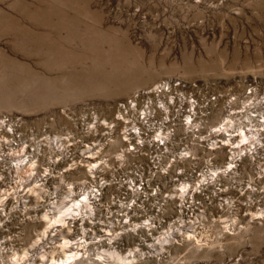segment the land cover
<instances>
[{
  "label": "rangeland",
  "instance_id": "rangeland-1",
  "mask_svg": "<svg viewBox=\"0 0 264 264\" xmlns=\"http://www.w3.org/2000/svg\"><path fill=\"white\" fill-rule=\"evenodd\" d=\"M160 83L170 84L172 92L180 89L185 103L196 99L199 116H204L200 122L204 141L209 131L220 134L230 99L232 124L242 121L236 118L241 107L262 102L264 94V0H0V213L2 209L11 211L10 220L0 219V264H24L25 253L34 255L41 246L49 250L57 244L61 239L58 234L39 240L44 227L29 217L36 212H55L70 190L81 199L90 189V178L102 179L110 187L102 191L101 205L94 215V221L102 223L93 230L89 227L91 233L97 230V235L101 234V224L107 225L106 212L120 209L116 208L119 203L114 204L117 200L124 206L134 200V215L140 216L139 197L123 199L124 188L133 182L134 175L131 163L116 164L122 146L115 140L122 127L114 117L119 103ZM212 97L218 98L214 104ZM160 117L158 112L155 118ZM110 123L113 129H109ZM255 125L251 123V127ZM246 137L249 139L242 140L245 147L239 149L236 144L234 150L251 156L246 152L249 146L257 145V137ZM12 138L13 145H9ZM260 138L264 140V132ZM261 150L264 153V148ZM33 155L27 171L11 176L9 166L23 164ZM84 155L89 163L83 162ZM219 155L214 161L217 167L226 160L224 154ZM199 156L201 159L190 166L183 163L185 170L200 174L191 180L190 195L177 182L163 185L160 181L154 197L146 202L148 207L145 205L153 211L152 218L159 220L152 239L160 234L163 239L170 231L169 224L176 230L179 220H185L187 230L174 237L179 245L157 243L159 247L149 248L151 252L142 259L108 264H264V157L252 159L249 175L237 171L230 176L236 177L234 188L224 187L225 192L219 194V201L234 203L237 214L231 216L217 206L212 189L221 169L210 172L202 153ZM245 161L240 166L245 167ZM139 163L148 177L150 169L144 167V160ZM95 166L97 170H92L96 173H90ZM180 170L171 168L169 176L179 180L176 173ZM45 175L49 176L45 186L38 193L31 192L29 187H38L37 180ZM230 177L219 175L217 179L230 186ZM201 183L207 185L196 189ZM249 188L257 193L249 194ZM182 192L198 203L205 193L208 204L195 207L198 216L191 214L186 219L177 214ZM208 196H212L211 201ZM17 199L26 203L25 208L23 204L17 207ZM161 199L168 201V206L157 210L156 205L165 204ZM247 199L260 205L245 209ZM153 209L163 215L156 217ZM134 215L129 214L131 218ZM139 221L149 224L146 217ZM127 227L130 229L129 223ZM121 241L119 253L123 256L127 249L138 247L137 241L131 244L126 237ZM198 243L207 247L208 255L204 250L194 251ZM88 249L83 259H90L79 264H105L95 260V247ZM56 255H61V250Z\"/></svg>",
  "mask_w": 264,
  "mask_h": 264
},
{
  "label": "built area",
  "instance_id": "built-area-1",
  "mask_svg": "<svg viewBox=\"0 0 264 264\" xmlns=\"http://www.w3.org/2000/svg\"><path fill=\"white\" fill-rule=\"evenodd\" d=\"M173 87L176 86L174 85ZM171 89L172 86L170 84L160 83L154 88L142 92V95L138 94V96H134L127 101H123L117 106V112L116 116L114 117V122L120 124L122 127V133L117 137L120 140L122 151L117 157L116 164L122 166L129 165V163H131L134 179L132 180L133 182H131L130 185H133L134 183L135 185H137V189L140 190L142 183L144 184V182L148 181L149 179L151 180V187H153L154 181L156 182L158 179H161V181L165 183L164 180L166 179V176H169L168 173L170 169L173 168L175 170L176 168H174V166L177 165L178 168H182V170L176 173V175H178V177L180 178L179 180H174L170 175L167 178V180L169 181V178L171 177V181L168 184H171V182L172 184L177 182L176 184L182 185L181 181H183V179L187 180L186 182L188 183V185L186 188H183L185 189L184 192L187 193V191L190 189L189 186L191 184V180L199 177L200 174L198 172H194V170H185L183 168V165L185 164L183 163L188 162V165L195 163L197 160L201 159L199 156L200 153H202V157L204 156L207 170L210 171V169H212L213 167H215L216 169H221L215 176V182L218 181L217 177H219V175L220 177L232 176L233 173L229 174V176H227L226 174L229 171H232L233 168H239L242 162L246 159H250V161H253L252 159H254L255 161L263 159L262 157H264V153H262L261 148H264V145H262L264 140L261 139L260 136L262 135V132H264V94L260 98L262 102L259 101L258 103H254L251 106L243 105L241 107L242 110L240 114L236 115V118H239L242 121H237V123L235 124H232L234 121L233 115H231L230 112V105L232 103V100L230 99V101H228L227 118H224L219 126L221 128L219 132L220 134L216 135L214 132L209 131V137L205 136L204 141V135L200 134V122L204 116H199L196 99H191L190 101L185 103L186 97L184 93L178 88H176L174 92H172ZM141 97H143L142 100ZM210 100L212 101L211 104H214L215 102H217L218 98L216 99L215 97H212L210 98ZM208 101L209 99L206 100V102ZM138 102H140V105H138ZM158 112H160L161 114V117L159 119L155 118ZM146 113H149L148 115L150 116V128L144 127L140 120V116L142 119L144 117L143 114ZM210 115L209 117H211ZM137 116L139 117V120H136ZM252 122L257 123V125L255 126H258L259 128L253 129L255 126L251 127ZM138 123H141V125H138ZM247 127H249V129H247ZM113 128V124L110 123L109 129ZM248 135L257 137L255 142L257 145L253 146L254 148H252V146H249L250 149H247L246 154L251 156H244L243 151L240 153H237L235 151L237 149H235V145L239 144V149H243V147H245V143L242 144V140L249 139V137H246ZM259 139L261 141H259ZM153 144H155L156 149L150 148L153 146ZM137 147H140V151H138ZM257 149L260 151H255ZM257 152H259V154L261 153L262 155L257 154ZM253 153L257 154L256 158L252 157ZM219 154H224L226 160L223 165L217 167L214 161H216L217 157H219ZM87 157L88 155L83 156V162L89 163L87 161ZM152 158L159 159L156 160L155 164H153ZM139 160H144V167L150 169L151 172L148 177L144 176V169L141 165H139ZM72 164L74 165V163ZM98 164L99 163H96L95 165ZM96 168L97 166L91 168L90 173H96V171L92 170ZM134 168L139 169L140 173L135 172ZM100 171L101 169L97 171L98 175L101 174ZM184 172H187L188 176H181V174H184ZM46 176L47 175L41 176L40 179H45ZM136 176L138 177L136 178ZM138 178L143 179L140 185L137 184ZM212 178L213 177L211 176V181H213ZM235 179L236 177H234L233 181ZM113 180L110 181L111 184ZM120 181L117 183V185H120ZM201 184L197 188H201ZM99 185H102V187H99ZM130 185L129 187H127V189L131 188ZM193 186H195V184ZM88 187L90 188L89 191L82 193L83 196L89 194V192H92V196H94L95 193L97 196H100L99 203L101 205V196L103 194L102 191L110 188L109 184L105 181H102V179L90 178V184L88 185ZM97 187L100 189L99 192H96ZM145 189L148 190L147 192H145L146 194L154 196L155 192H152L150 186L145 187ZM125 190L126 189H124V191ZM126 197L127 195H125L123 199H125ZM130 197L134 198L136 196L132 195ZM192 197L189 198V201L192 200ZM144 200H146L147 202L148 198L145 197ZM131 201L134 202V200L128 201L129 203H125L127 204L125 207L129 206L127 207L128 210L131 211L134 208L135 211L136 209L134 205H136V203L132 205L133 203ZM140 201L141 200H139V202ZM119 203L123 204V202ZM145 205L147 204L140 205L142 208H140L139 210L142 211L143 209H145ZM193 205L194 203H192V206ZM134 211L131 213L132 215L134 214ZM141 211L137 212L139 213Z\"/></svg>",
  "mask_w": 264,
  "mask_h": 264
},
{
  "label": "bare ground",
  "instance_id": "bare-ground-1",
  "mask_svg": "<svg viewBox=\"0 0 264 264\" xmlns=\"http://www.w3.org/2000/svg\"><path fill=\"white\" fill-rule=\"evenodd\" d=\"M33 32H34V30H33ZM38 36H40V35H38ZM34 38L35 37H33V39ZM77 80H79V79H77ZM148 114L149 113L143 114L144 117L142 119H141V116H140L141 123L146 128H150V125H151L150 122H149V117L150 116ZM136 120H139L138 116L136 117ZM141 123H138V125H141ZM259 141H261V140L259 139ZM13 142H14V139L12 138L11 141L9 142V145L13 144ZM115 142H116V145L120 144V141L118 139H116ZM113 144H114V142H113ZM150 148L151 149H153V148L156 149L155 144H153V146L150 147ZM137 149H138V151H140V147H137ZM255 151H260V150L257 149ZM257 154H259V152H257ZM257 154L253 153L252 157L256 158ZM259 155H262V154L260 153ZM33 157H34V155L31 156V157L27 156L26 160L23 161L24 163L22 162L23 164L16 163L15 166L14 165L9 166L11 176H12V174H14V175L18 174L19 175V173L22 170L26 169V167L28 165H29L28 167L30 168L31 167L30 166L31 163L28 164V162H31L32 161L31 158H33ZM158 159L159 158H152V163L155 164L156 160H158ZM245 163H246L245 167L240 166L239 168L238 167L233 168V170L229 171L226 175L229 176V174H232V173L234 174V173H236V171H244L245 173H247V170L249 169L248 166L251 168L252 162L250 161V159H246ZM174 168H178V166L175 165ZM134 170H135V172L140 173L139 169L134 168ZM26 171H27V169H26ZM188 171H192V169H189ZM194 172H196V170H194ZM210 172H216V168L213 167L212 169H210ZM28 175H27V179H28ZM182 175L188 176V173L184 172V174H181V176ZM17 176H15V177H17ZM137 177L138 176H136V178ZM0 179H1V177H0ZM48 179H49V176L47 175L45 179L41 178V179L37 180V182L39 183L38 187L32 186L33 184L31 185V187H29V184H28V187L30 188V191L34 193L35 191L41 189L42 187L45 186L44 183ZM233 179H234V177L230 178V181H229V185L230 186H224V185L220 184L221 182L218 180L217 182H215V184L213 185L214 187L212 188L213 192H214V195L216 196V199L218 201L217 202V206L218 207H222L223 209H226L228 211L227 213H230L231 216H233V215L235 216V214H237V209H236L234 203L227 201V203L225 204L224 201H219L220 200L219 199V194H222V193L225 192L224 187H226V188H228L230 190L234 188L232 185L236 181H233ZM30 180L33 181V178L30 179ZM166 180L167 179L164 180L165 183L163 185H166L167 183H170L171 177L169 178L168 182ZM141 181H143V179L138 178V180H137L138 183L137 184L140 185L142 183ZM160 181H161V179H158L156 182L154 181V185H153V187H151V180L149 179L148 181L144 182V184L142 183V186H141L140 190L137 189V185H135L133 183V185H130L131 188L125 190L126 191L125 195H127L128 197L132 196V195L139 196L140 198L138 200H141L139 202L140 203L139 205L147 204L146 200H144V198L147 197L149 199L150 197H154V196L146 194L145 193V190H146L145 187L150 186L152 192L154 191L156 193L157 189L159 188V182ZM186 181L187 180H184V179H183V181H181V184L183 185V188H186L187 185H188V183ZM204 181H205V179H204ZM0 183H2V181H0ZM162 183H163V181H162ZM206 183H208V182H206ZM171 184H172V182H171ZM0 185H2V184H0ZM206 185L207 184H201V187H204ZM234 186L236 187L237 185H234ZM99 187H102V185L101 186L99 185ZM0 188H1V186H0ZM23 188H24V186H23ZM192 189H193V187H191V189L189 191H187L186 194L190 195V192L192 191ZM196 189H200V188H196ZM99 190L100 189L97 187L96 192H99ZM37 193H38V191H37ZM248 193L249 194H251V193L255 194L257 192L255 190H252L251 188H249ZM204 194L205 193H201V195H200L201 197L199 198L201 200V202H199V203H197L196 199H194V197H192V200H194L196 202V203L194 202L193 206H192V203L189 201V198L186 197L183 192H182L181 196H179L180 194L176 195V196L180 197V198L178 197L179 199L177 198L179 200V204H178L179 207H176L177 208L176 212H179L177 214L180 216V218L183 217V218L188 219V218H190L191 214L195 215V207H202L203 206L202 208H204V206L208 204V203H206V199L204 197L205 196ZM26 195H28V194H26ZM66 195L67 196L64 197L65 200H63V203L62 204L60 203L61 205L60 206L58 205L57 209L55 208L56 209L55 212L53 210H49V212L47 211L46 213L44 212V213H41V214H38L36 212V213L32 214L33 216L29 217L33 221L41 222L42 223L41 225L44 227V229H42L43 231H41V233L39 234V238H40L39 240L42 241V240H44L45 237H52V236L57 235V234H58V236H60L61 239H59L57 244L49 246L48 247L49 250H45V249H43V246H41L40 250L34 255H29L28 256V253H25V257L26 256L27 257H26V260L23 261L24 264H36V263H39V264H59V263H61V264H79V262H81L83 260L86 261L85 259H87V260L90 259L89 257L83 259L85 254L88 253V250H89L88 248H90V247H95V249H96V259L95 260L97 262H99V263H105V264L107 263L108 264L109 262H114L116 260H122V262H126V261L130 262L131 260H134L135 257H136L135 259H137V260L140 259V258L142 259V257H146V255L149 252H151V251H149L151 249V247H154L155 245L158 246L159 244H162L163 242H168L169 244H174V245L177 244V245H179L178 242H175L176 240L174 241V237H177V235L179 236V233L182 234L183 230H185V231L187 230L186 227H185L187 225L184 224L185 220H179V223L176 224V227H177L176 230L174 229V227L172 228L173 225L171 226V224H169L170 225V227H169L170 231L169 232H171L170 234H169V232H167L168 234L165 233L167 236H164L163 239L160 238V237H163V236H161V234L159 236H157V237H154L152 239L151 236L154 235L153 233H154V231H156L155 229L157 227V225H155V224H156L157 221H159V220H155L156 218H152L151 212H153V211H149L148 208L147 209H143L142 211L139 210V211L142 212V213L139 212L140 216H137L136 214L135 215L133 214L135 216V218L133 216L132 217L133 219H132L129 216V214H131L133 212V210L130 211L127 208L129 206L125 207L122 203H119V201H115L114 202L115 205L117 203H119V204H117V207L116 206H114V207L120 208V209H117L116 211L108 210L106 212V213H108L109 220L107 218V220H106L107 225L104 226L103 224H101L102 225L101 227H103V229L98 230L99 231L98 233H101V234L97 235V233H96L97 230H94L96 232H92V233H91V231L93 230V228H96L97 226H100L99 224L102 223V221L100 223L94 221V215L97 212V209H99L98 207L100 205V203H99L100 202V198H99L100 196H97L95 193H94V196H92V192H89V194H86L85 196H83L81 200H77L76 196H79V194L75 195V192H73L72 190L68 191V194H66ZM172 196L170 195L171 198H172ZM18 199L15 201V203L17 204V207L19 206V204H23V203H20L19 202L20 199L19 200ZM207 199L209 201H211L212 200V196H208ZM178 200H177V203H178ZM161 201L165 202V204L156 205L157 207L154 206L155 208H157V210L165 209L164 205L168 206V203H167L168 201L162 200V199H161ZM258 202L259 201L255 200V199H253V200L252 199L251 200L247 199V202H246L247 206H244V208L247 209V208H252L251 206H259L260 204ZM56 205H57V202H56ZM25 206H26V203L23 204L24 208H25ZM175 206H177V205H175ZM39 207H40V205H39ZM46 207L50 208V205L47 204ZM2 210H3V213L2 212L0 213V219L4 218V220L2 219L3 222H5L6 220H10L9 219V217H10L9 215H10L11 211H10V213H7L4 209H2ZM153 210L155 211V209H153ZM23 211H21V212H23ZM148 213L150 214L149 216H148ZM161 213L163 215V212H161ZM161 213L158 212V211H155L154 214H155L156 217H158L159 215H161ZM261 213H262V211H261ZM20 216L22 217L21 219H24V220L27 219V217L25 215H20ZM195 216H198V215L196 214ZM144 217H146V219H148L149 224L144 225L145 223L143 221H142V223H141V221H139L142 218L144 219ZM111 219H113V220H111ZM128 223H129L130 229L127 227ZM132 223H134V224H132ZM159 224H161V223H159ZM180 224H182V225L180 226ZM112 225L116 226L118 230L123 229V230H121L123 232H121V233L116 232L117 229H114L115 227H113ZM56 227H60L61 230L59 231ZM89 227H92V230ZM101 227H99V228H101ZM105 227H106V229H105ZM138 231H139V233H137ZM69 233L71 235H69ZM155 234H156V232H155ZM229 235H231V233ZM124 237H126V241L127 240L131 241L130 242L131 244H133V241L134 242L137 241L138 242L137 246L138 247H142L143 249H147L148 252L142 251V249L137 247L136 249H133V251L131 250L132 248L131 249H127V251H128L127 254L125 256H123L122 254L119 253L120 250H121L119 247L121 246V242H122L121 240H123ZM177 238H179V237H177ZM147 239L150 241L149 244L146 243ZM129 241H128V243H129ZM1 243H3V241H0V245H1ZM157 243H159V244H157ZM195 243H197V242H195ZM126 245L128 246V244H126ZM80 247H82V248H80ZM160 247H161V245H160ZM193 247L195 248L194 251H198V253L200 252V250L201 251L204 250L203 254L208 252L207 249H206L207 247H204L203 245L201 247V244H199V243L196 244V245L194 244ZM101 248H103V249H101ZM97 249L98 250L100 249V251H98ZM57 250H61V255H56V251ZM160 250H162V248L159 249V253H157L158 255H161V253H162ZM79 251H83V252H79ZM208 253H207V255H208ZM78 259H81V260L78 261ZM16 260H18V259H16ZM64 262H67V263H64Z\"/></svg>",
  "mask_w": 264,
  "mask_h": 264
}]
</instances>
